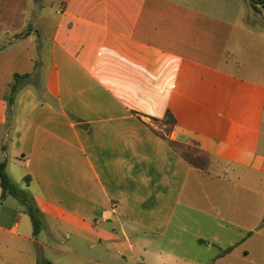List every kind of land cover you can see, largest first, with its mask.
<instances>
[{
    "label": "crops",
    "instance_id": "obj_1",
    "mask_svg": "<svg viewBox=\"0 0 264 264\" xmlns=\"http://www.w3.org/2000/svg\"><path fill=\"white\" fill-rule=\"evenodd\" d=\"M225 8L0 18V164L45 221L35 235L0 185V264H264V34Z\"/></svg>",
    "mask_w": 264,
    "mask_h": 264
},
{
    "label": "rangeland",
    "instance_id": "obj_2",
    "mask_svg": "<svg viewBox=\"0 0 264 264\" xmlns=\"http://www.w3.org/2000/svg\"><path fill=\"white\" fill-rule=\"evenodd\" d=\"M181 2H189L193 6H200L206 10H211L213 7L217 8L221 7V5H225L227 9L228 16H225L226 19L232 20V22H236L238 19L235 13H239L243 17V22L251 27L254 32H259L264 34V9L261 4L257 3L258 0H179ZM61 0H0V18L4 19V22L10 21V24H13L15 28L21 26L22 24V16L20 15V11L23 9H32V13L35 10H38L41 6L42 9L51 12L53 10H57L59 7ZM219 4V5H218ZM217 5V6H215ZM224 9V10H225ZM253 13V14H252ZM31 24H35V19L31 18ZM6 26V25H4ZM13 34V33H12ZM11 34V35H12ZM10 35V34H9ZM10 37V36H9ZM245 43V47H239L240 54L244 53L248 56L247 53V43ZM259 61V58H258ZM12 203L19 205L22 209L24 206L14 198H11ZM66 234V233H65ZM64 235H61L57 238V242L59 244H69L68 241L71 240L66 239ZM45 236H42L44 238Z\"/></svg>",
    "mask_w": 264,
    "mask_h": 264
},
{
    "label": "trees",
    "instance_id": "obj_3",
    "mask_svg": "<svg viewBox=\"0 0 264 264\" xmlns=\"http://www.w3.org/2000/svg\"><path fill=\"white\" fill-rule=\"evenodd\" d=\"M257 3L261 4L264 9V0H258ZM30 78L31 74H16L14 76V80L10 83L8 93L6 95V99L10 107L13 106L18 93L23 88L25 82ZM166 120L171 123H176V119L171 113L167 114ZM0 185L2 188V199H5L8 195H10L19 200V202L24 206V210L29 214L32 220L34 226V234L38 235L45 225L43 214L37 206L32 194L20 188L19 185L15 183L9 176L6 171L5 162L0 164ZM40 264L51 263L49 261H46L45 259H40Z\"/></svg>",
    "mask_w": 264,
    "mask_h": 264
},
{
    "label": "built area",
    "instance_id": "obj_4",
    "mask_svg": "<svg viewBox=\"0 0 264 264\" xmlns=\"http://www.w3.org/2000/svg\"><path fill=\"white\" fill-rule=\"evenodd\" d=\"M65 8V5H64V3H62V5H61V7H60V9H59V11L58 12H61V11H63V9Z\"/></svg>",
    "mask_w": 264,
    "mask_h": 264
}]
</instances>
